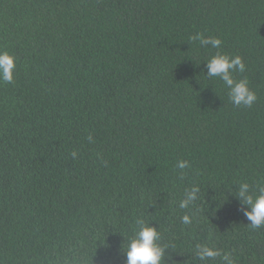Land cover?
I'll list each match as a JSON object with an SVG mask.
<instances>
[{"label":"trees","instance_id":"trees-1","mask_svg":"<svg viewBox=\"0 0 264 264\" xmlns=\"http://www.w3.org/2000/svg\"><path fill=\"white\" fill-rule=\"evenodd\" d=\"M0 51V264H125L137 219L165 264H224L198 245L264 264L235 197L264 187V0H0ZM218 51L242 58L251 107L206 76Z\"/></svg>","mask_w":264,"mask_h":264},{"label":"clouds","instance_id":"clouds-1","mask_svg":"<svg viewBox=\"0 0 264 264\" xmlns=\"http://www.w3.org/2000/svg\"><path fill=\"white\" fill-rule=\"evenodd\" d=\"M191 39L199 40L201 46L210 45L216 49H219L222 44L219 38H203L200 34H196ZM14 61L15 57L13 55L7 51H0V81L13 82ZM206 69V76L209 78L219 77L224 82L229 90V98L235 106L251 107L257 100L256 93L250 89L246 78L236 80L233 77L234 72L243 73L246 69L240 56L230 57L218 51L206 62ZM88 139L91 141V137ZM71 155L75 158L77 153L73 151ZM189 166L187 161L182 160L177 163V167L181 170ZM181 178L183 177L181 176ZM199 191L200 189L197 186L186 190L184 199L179 202V207L181 209L189 208L198 199ZM235 197L242 205L247 206L248 210L244 211V215L249 221L250 227L258 229L264 226V187H259L258 194L254 197L250 191V185L241 183ZM181 219L184 224L191 223V218L187 214L183 215ZM136 225L138 231L127 241L123 250L126 257L125 264H165L166 247L158 243L160 233L157 228L143 219H137ZM196 256L200 260L213 259L219 256L224 264H235L230 253L222 254L221 250L210 248L207 245H198Z\"/></svg>","mask_w":264,"mask_h":264}]
</instances>
